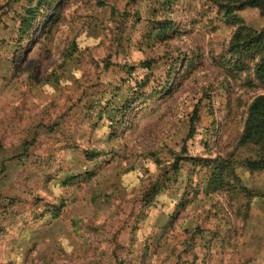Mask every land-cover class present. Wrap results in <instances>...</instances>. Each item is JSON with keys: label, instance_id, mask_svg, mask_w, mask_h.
Here are the masks:
<instances>
[{"label": "rangeland", "instance_id": "1", "mask_svg": "<svg viewBox=\"0 0 264 264\" xmlns=\"http://www.w3.org/2000/svg\"><path fill=\"white\" fill-rule=\"evenodd\" d=\"M244 1L0 0V264H264V171L214 192L202 163L252 156Z\"/></svg>", "mask_w": 264, "mask_h": 264}, {"label": "trees", "instance_id": "2", "mask_svg": "<svg viewBox=\"0 0 264 264\" xmlns=\"http://www.w3.org/2000/svg\"><path fill=\"white\" fill-rule=\"evenodd\" d=\"M160 9L165 12L170 10L172 3L175 0H161ZM255 7L260 9V12L264 14V0H245L240 3L239 7ZM156 9L151 11V16L155 14ZM36 12L32 8H27L24 15L19 17L18 34L20 36L31 28ZM149 19L148 24L151 26L150 31L156 30L155 36L160 42L167 40L168 33L171 32L172 25L168 20L153 21ZM148 31V37H151L152 33ZM232 41L228 48L232 60L230 63L233 68H237L239 71H245L244 63L247 60L252 61V66L249 69L252 77L257 81L260 86L264 88V30L260 33L250 32L243 26H239L232 35ZM153 61H143L140 64L141 68L148 69ZM129 103L127 100L124 104L117 109L125 110ZM243 130L237 139V148H248L252 152L251 157L240 158L236 161L228 156L225 159H211L203 160L202 163L207 167L209 178H208V189L211 191H222L231 188V180L238 182V177L234 172V164L237 163L239 166L247 169L248 171H264V95L255 96L251 99L246 109V115L243 122ZM192 129V128H191ZM200 162V160H195ZM157 188L154 185L150 186L146 191L145 198L150 199L155 193Z\"/></svg>", "mask_w": 264, "mask_h": 264}]
</instances>
